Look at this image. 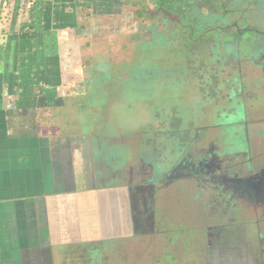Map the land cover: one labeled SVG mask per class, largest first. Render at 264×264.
Returning <instances> with one entry per match:
<instances>
[{"label": "rangeland", "instance_id": "obj_1", "mask_svg": "<svg viewBox=\"0 0 264 264\" xmlns=\"http://www.w3.org/2000/svg\"><path fill=\"white\" fill-rule=\"evenodd\" d=\"M146 1L150 3L148 13L142 5L133 6L134 10L136 7L135 13L142 10V18L136 17L135 22L130 13L125 21L122 20L127 12L122 8L130 9V5L119 0H83L78 3L82 29L90 32L87 36L77 37L76 34L78 42L82 41L79 52L83 63L81 74H77V83L80 88L92 89V93L86 99L77 98L74 103L67 104V110L78 117L79 125L88 136L101 137L105 142L114 140L117 145L124 142L130 145L127 171L140 165L143 153L146 163L153 166L147 172H152L159 180L181 159V142L186 140L189 144L195 138L197 127L201 129L203 126L209 127V139L216 140L223 152L235 153L245 146L244 157L237 158L240 163L263 164L262 69L255 67L252 59L230 57L234 54L227 53L228 47H218L210 40L206 43L210 46L203 44L194 48L190 43L173 42L177 39L188 41L190 27L198 20L206 23L202 29L208 27L210 32H216L223 26L217 19L223 9L230 12L228 19L240 27L248 23L251 28L264 32V0H255V4H247L250 0H245L244 5L238 0H224L223 5L216 0ZM162 2L169 13L160 9ZM245 9L243 19L237 11ZM214 21L217 24L213 27ZM148 27H152V32L158 28L156 30L163 36L146 33ZM117 29L123 30L116 32ZM231 32L236 33L234 30L228 33ZM201 38L194 36L193 40ZM224 38L220 36V40ZM220 40L219 43H223L224 40ZM98 42L102 47L96 48ZM150 42L154 48L147 44ZM238 48V54L247 57L255 51V43L252 38H244ZM198 60L205 64L200 67L195 88L194 67L199 66ZM132 62L137 68L134 74ZM93 63L102 64H98L90 75L87 70ZM129 71L133 74V81ZM226 84L239 85L243 92L238 90L236 98ZM80 100L87 102L88 109L90 104L102 108L99 125L94 123L87 109H81ZM244 114L246 119L242 118ZM82 129L75 131L82 134ZM201 136L202 141L207 134ZM123 151L114 148L110 152L113 165H120L113 167L108 163L114 173L122 168ZM66 160L70 166H78L72 155ZM212 194L195 181L158 189L156 234L119 240V249L110 256L107 264H264V217L261 210L246 205L234 215L233 209L221 205V200ZM219 227L229 229L228 242L221 240L215 232ZM58 234L53 230L44 239L52 243L51 238H58Z\"/></svg>", "mask_w": 264, "mask_h": 264}, {"label": "crops", "instance_id": "obj_2", "mask_svg": "<svg viewBox=\"0 0 264 264\" xmlns=\"http://www.w3.org/2000/svg\"><path fill=\"white\" fill-rule=\"evenodd\" d=\"M27 1L19 19L15 3L16 21L23 18L26 27L16 22L13 30L0 29V264H64L69 245L82 243L81 225L94 208L88 200L100 193L88 188L90 177L96 179L93 137L66 107L92 93L90 88L76 95L65 91L66 72L82 67L73 47L82 45L77 6L83 0ZM68 60L74 61L73 70L65 71ZM98 64L87 70L90 75ZM78 103L99 125L102 108ZM69 155L78 166L68 164ZM103 160L112 172V166L119 167L110 154ZM53 230L58 238L49 243L44 237Z\"/></svg>", "mask_w": 264, "mask_h": 264}, {"label": "flooded vegetation", "instance_id": "obj_3", "mask_svg": "<svg viewBox=\"0 0 264 264\" xmlns=\"http://www.w3.org/2000/svg\"><path fill=\"white\" fill-rule=\"evenodd\" d=\"M119 1L123 4L130 5V9H127L126 6L124 7L127 10V12L124 13L125 15H123L124 17L122 18L124 21L128 13L131 14L130 18H132L133 22H135L136 17L138 19L142 18V10L139 9L135 13L136 7L134 10L133 6L142 5L147 13L150 12V3H148L146 0ZM216 1H219L221 5L224 4V0ZM244 1L245 0H238V2L242 5H244ZM255 3V0H250V3L247 2V4ZM161 5L162 6L160 9L162 12H168V9L163 5V2ZM245 11L246 9L244 11L238 10L237 12H240L241 16L244 17ZM229 14L230 12L226 11V9H223V13H221L217 18L223 26L218 27L216 32H210L211 30L209 31L208 27H204L202 29V25L206 23H202V21L200 22V20H198L197 23H194V25L190 27L191 35L188 36V41H180V39H177L178 41H174L173 43H190V45H192L194 48L200 46L202 47L203 44H206L207 41L210 40V42L213 41V44L216 43L218 47H228L230 52L227 51V53L230 55L232 53L234 54L230 57L238 58V60L252 59L255 62V67H260L264 72V32L262 29L257 30V28H251L248 23H244L242 24L243 26L240 27L238 23L235 21H233V23L231 19H228ZM104 17L106 18L107 16ZM243 19H245V17ZM75 23L76 21L73 17V19L70 21L71 27H73ZM212 23H214L213 27L217 24L216 21ZM76 28L78 29L77 25ZM156 29L158 28H154L156 32H152V27H148L146 33L153 35L158 34L160 37L161 33H159V30ZM122 30L123 29H117L116 32H122ZM231 30H234L236 33L231 32V34H229L228 32ZM87 32L81 33L79 30L78 33L79 36H87L90 31L88 33ZM193 35L202 38L198 41H195L193 40ZM222 35L225 38L220 40V36ZM244 38H252L255 43V51L252 53V55L247 57H242V55L238 54L239 42ZM157 39L160 38H156V40ZM219 40L221 42L223 40L224 41L220 44ZM236 40H238L237 44ZM109 44L110 43H108V45ZM123 44H125V41ZM147 44L150 45L151 48H154L155 46L152 44V42ZM207 45L210 46L211 44L208 43L206 46ZM127 47L129 46L127 45ZM142 47L143 46H141V48ZM73 48L75 49L74 56H76L77 61L80 62L77 63L83 65L79 48L77 46ZM163 49L165 48L163 47ZM163 49L161 48L160 50ZM71 57L72 59L75 58L73 55ZM68 61V63L67 61H64L63 64L65 71L69 70L70 68L73 70L72 63L74 61ZM203 63L204 62H201V60H198L199 66L194 67V73L196 75L195 88L198 81V74L200 73V69H202L200 67H203ZM131 64H133V68L131 70L134 74V70L137 68L134 67V62ZM79 68L82 69L81 67ZM80 69L79 74H81ZM97 71H99V69ZM76 73L77 72H72L70 70L69 72H66L65 77L67 80L65 91L68 92L69 95H76L79 91L85 89L80 88L81 86L78 85L77 82L79 81V78L77 75L78 73ZM133 74L131 75L129 71L130 79L132 81L134 79ZM203 76L204 75H202V78ZM202 78L199 80H202ZM204 80H206V78H204ZM226 86L232 90L231 94L238 98L237 91L240 90L241 87L234 84L232 86L226 84ZM241 90L243 92V89ZM242 118L246 119V114H244ZM199 128L200 127H197L195 138L192 139L189 144L186 140L181 142L183 147L181 159L167 174H164L165 176L162 180H159V178L156 177V175L152 172V174L147 172V170L153 169V166L146 163L143 153L141 156L140 165L130 168V170L127 171L126 167L128 166V158L130 156V145H127V142L117 145L114 140L104 142L101 137L93 138L94 142L92 148H94V154H96V163H94L96 179L94 177L92 178V176L90 177L88 180V188H93L95 191H97V194L98 191H100V193L97 197L92 196L88 200L91 202V204L93 202L94 208L88 210L90 214H87L86 222L81 225L80 231L83 235L81 240L82 243L79 245H69V249L64 251V264H67L66 260H68L69 264H107L110 256H114L115 251L119 249V240H129L155 235L158 220L155 219V232L150 233L149 227L151 225V221L153 220L151 219L149 212L150 202H147L146 200L150 196V190L153 189L157 191V198L158 189L168 188L169 185H171L166 181V178L169 173L178 165H182L180 168V174H186L184 175L186 178L178 179L175 181V183L195 181L199 183L201 188L211 190L213 192L212 195L218 197L221 200V205L226 204L227 209H233L234 215L240 210V207L252 205L259 208L264 217V163L261 165H254L251 161L248 163H240L237 158L244 157V150L246 149L245 146L242 150H239L235 153L223 152L218 146L216 140L212 139L211 137L209 139L208 134H211L209 127L203 126V128ZM202 134H207V137L201 141V138L203 137L201 136ZM114 148L123 149V153L125 155V160L121 164L122 168L118 169L116 173H114V171L112 172L105 165L103 160L104 156L109 155L111 150ZM215 232L221 240L223 239L225 242L229 241L230 231L228 228L219 227L215 229Z\"/></svg>", "mask_w": 264, "mask_h": 264}, {"label": "trees", "instance_id": "obj_4", "mask_svg": "<svg viewBox=\"0 0 264 264\" xmlns=\"http://www.w3.org/2000/svg\"><path fill=\"white\" fill-rule=\"evenodd\" d=\"M16 1H19V14L17 15V19H19V16L25 12L26 10V4L29 2L27 0H0V29L2 31L12 29L15 26L16 20V7L15 3ZM32 4L33 1H30ZM34 5V4H33ZM23 18H20V20L16 23L18 25L19 22H23L22 28L26 27L28 21H23Z\"/></svg>", "mask_w": 264, "mask_h": 264}, {"label": "water", "instance_id": "obj_5", "mask_svg": "<svg viewBox=\"0 0 264 264\" xmlns=\"http://www.w3.org/2000/svg\"><path fill=\"white\" fill-rule=\"evenodd\" d=\"M182 167V165H178L176 166L167 176L166 181L169 184H173L175 183V181H177L178 179H185L186 177L184 175V173L180 174V168ZM150 196L147 198V202L149 203V212H150V217L153 221H151V225L149 227V232L153 233L155 232V219H156V202H157V191L156 190H150ZM238 192V191H237ZM152 194V195H151Z\"/></svg>", "mask_w": 264, "mask_h": 264}]
</instances>
